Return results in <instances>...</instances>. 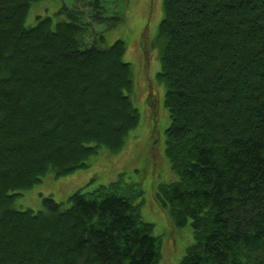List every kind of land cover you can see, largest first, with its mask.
<instances>
[{"label":"trees","instance_id":"obj_1","mask_svg":"<svg viewBox=\"0 0 264 264\" xmlns=\"http://www.w3.org/2000/svg\"><path fill=\"white\" fill-rule=\"evenodd\" d=\"M40 1L0 0V264H159L160 236L123 177L15 208L48 174L122 152L140 123L126 43L99 47L86 13L68 9L69 21L30 27ZM163 10L158 81L179 180L157 198L194 228L180 264H264V0H164Z\"/></svg>","mask_w":264,"mask_h":264},{"label":"rangeland","instance_id":"obj_2","mask_svg":"<svg viewBox=\"0 0 264 264\" xmlns=\"http://www.w3.org/2000/svg\"><path fill=\"white\" fill-rule=\"evenodd\" d=\"M163 5L164 0H42L33 5L27 19L30 27L46 16L54 23L69 21L71 18L64 11L68 9L73 14L86 13L84 22L94 28L99 47L109 48L117 40L126 43L124 60L132 65L135 83L132 99L139 111L140 123L130 133L122 152L102 149L90 160L88 169L67 177L48 174L43 183L20 193L15 208L39 211L44 208L45 197L65 202L73 193H91L123 177L127 195L141 203L143 221L154 224L155 233L160 236L159 264H180L187 249L195 243L194 228L191 223L177 226L157 198L162 184L179 180L166 154V132L171 125L165 106L167 88L158 81L161 46L157 42ZM117 15L124 16L121 22L115 20ZM99 17L109 20L97 21Z\"/></svg>","mask_w":264,"mask_h":264}]
</instances>
